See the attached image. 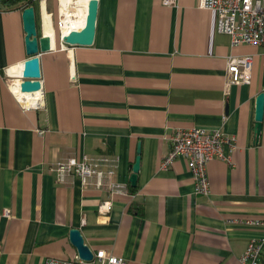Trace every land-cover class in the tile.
<instances>
[{"label":"crops","instance_id":"obj_1","mask_svg":"<svg viewBox=\"0 0 264 264\" xmlns=\"http://www.w3.org/2000/svg\"><path fill=\"white\" fill-rule=\"evenodd\" d=\"M97 2L93 44L69 46L57 28L61 0H34L38 35L53 41L39 55L40 105L27 110L13 90L28 58L22 11L0 10V264H97L77 258L71 229L93 254L126 264H239L248 241L264 237V228L233 222L264 221V112L254 142L264 44L232 46L198 0ZM244 56L250 83H229L228 58ZM193 127L221 128L236 141L232 152L223 147L230 162H209L208 196L194 195L181 157L160 168L172 132ZM98 154L118 157L114 180L127 186L106 214L97 211L105 190L50 171Z\"/></svg>","mask_w":264,"mask_h":264},{"label":"built area","instance_id":"obj_2","mask_svg":"<svg viewBox=\"0 0 264 264\" xmlns=\"http://www.w3.org/2000/svg\"><path fill=\"white\" fill-rule=\"evenodd\" d=\"M88 4V3H87ZM165 6H176L177 0H162ZM199 9L211 11L216 16V31L230 37L231 45L241 44H264V0H198ZM64 14L59 10L57 28L60 40L64 34ZM252 58L229 57L227 60V72L229 83L234 85L249 84L251 80ZM74 75L71 76V79ZM20 91V81L18 85ZM15 95V93H14ZM23 103L25 109L38 108L40 103L34 106ZM38 135L44 131L37 130ZM170 150L160 163L162 170L168 169L173 161L181 157L193 181V193L197 196H208L210 194V182L207 166L210 161L220 159L230 162V157L223 152L227 146L230 152L236 149L235 137L226 135L221 128L193 127L191 129H177L169 137ZM118 165V157L114 155L98 154L95 156L83 155L80 159L69 158L58 161L52 165L53 171L62 180L70 176L80 180L83 186H93L105 190L108 199L98 204L97 211L100 214L109 213L112 208L111 197L113 195L127 194V186L114 180L115 171ZM7 215V212H5ZM234 223L245 227L264 228V221L259 219H241ZM264 237L250 239L244 253L239 258V264H259L261 246ZM92 262L97 264H126L125 261L113 255H107L104 251L94 254Z\"/></svg>","mask_w":264,"mask_h":264},{"label":"water","instance_id":"obj_3","mask_svg":"<svg viewBox=\"0 0 264 264\" xmlns=\"http://www.w3.org/2000/svg\"><path fill=\"white\" fill-rule=\"evenodd\" d=\"M97 0H89L87 4V15L83 27L79 29H71L62 37V42L69 46H91L95 37L96 18H97ZM23 30L25 33L24 44L27 59L21 63L20 92L33 94L41 91L40 82L41 71L39 55L50 52L52 50L53 37L48 35L39 36L36 24L35 9L33 6L27 7L22 11ZM264 112V94L260 93L255 99L254 114V135L255 143L261 132V125ZM140 146L138 144L136 157L131 166L132 173L128 179L131 187H136L138 172L140 169ZM69 241L76 249L77 258L81 262L89 263L93 261L94 254L85 244L83 236L78 229L69 231ZM48 264H61L57 262H49Z\"/></svg>","mask_w":264,"mask_h":264},{"label":"bare ground","instance_id":"obj_4","mask_svg":"<svg viewBox=\"0 0 264 264\" xmlns=\"http://www.w3.org/2000/svg\"><path fill=\"white\" fill-rule=\"evenodd\" d=\"M76 1V0H75ZM78 6L73 4L72 0H61V13L64 14V27L63 32L66 33L71 29H79L83 27L87 15V0H77ZM76 3V2H75ZM51 31L47 30L46 33ZM52 33V32H51ZM50 35V34H49ZM21 73V65L18 67V75ZM19 82L13 84V90L15 95L26 102L30 106H34L40 103L41 91L33 94L21 93L18 89Z\"/></svg>","mask_w":264,"mask_h":264},{"label":"trees","instance_id":"obj_5","mask_svg":"<svg viewBox=\"0 0 264 264\" xmlns=\"http://www.w3.org/2000/svg\"><path fill=\"white\" fill-rule=\"evenodd\" d=\"M34 0H0V10L2 11H23L25 8L33 6ZM135 188V187H133Z\"/></svg>","mask_w":264,"mask_h":264},{"label":"rangeland","instance_id":"obj_6","mask_svg":"<svg viewBox=\"0 0 264 264\" xmlns=\"http://www.w3.org/2000/svg\"><path fill=\"white\" fill-rule=\"evenodd\" d=\"M259 264H264L263 262H259Z\"/></svg>","mask_w":264,"mask_h":264}]
</instances>
